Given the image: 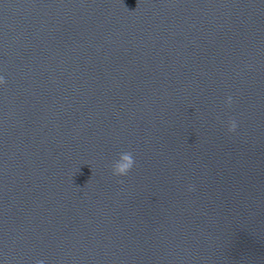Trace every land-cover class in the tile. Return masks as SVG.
<instances>
[{"label":"water","instance_id":"95a60500","mask_svg":"<svg viewBox=\"0 0 264 264\" xmlns=\"http://www.w3.org/2000/svg\"><path fill=\"white\" fill-rule=\"evenodd\" d=\"M0 75V264H264V0H0Z\"/></svg>","mask_w":264,"mask_h":264},{"label":"clouds","instance_id":"9594fccd","mask_svg":"<svg viewBox=\"0 0 264 264\" xmlns=\"http://www.w3.org/2000/svg\"><path fill=\"white\" fill-rule=\"evenodd\" d=\"M4 80V77L0 75V83H2ZM233 103V97L232 95H226L224 98V104L226 106H231ZM226 127L228 132H234L238 127V121L234 117H228L226 120ZM135 159L131 152L129 151H123L120 152L118 157L114 159L110 165L111 172L114 176H124L126 175L134 166ZM188 191H194L195 186L192 184H189L187 186ZM35 264H46L45 259H39L35 261Z\"/></svg>","mask_w":264,"mask_h":264}]
</instances>
